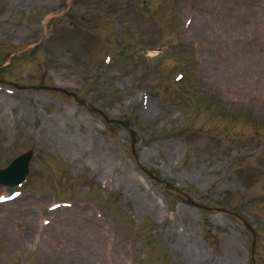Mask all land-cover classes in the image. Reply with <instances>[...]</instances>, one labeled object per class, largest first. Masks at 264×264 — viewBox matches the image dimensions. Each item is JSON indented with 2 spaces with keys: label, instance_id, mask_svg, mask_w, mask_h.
<instances>
[{
  "label": "rangeland",
  "instance_id": "1",
  "mask_svg": "<svg viewBox=\"0 0 264 264\" xmlns=\"http://www.w3.org/2000/svg\"><path fill=\"white\" fill-rule=\"evenodd\" d=\"M263 91L264 0H0V264H264Z\"/></svg>",
  "mask_w": 264,
  "mask_h": 264
},
{
  "label": "water",
  "instance_id": "2",
  "mask_svg": "<svg viewBox=\"0 0 264 264\" xmlns=\"http://www.w3.org/2000/svg\"><path fill=\"white\" fill-rule=\"evenodd\" d=\"M33 88L39 89L38 86H34ZM68 94L72 95L78 103H83V100L75 93L69 92ZM121 124L126 128L129 127L127 121H121ZM31 157L32 151L29 150L14 158L7 167L0 169V184L4 186H12L22 182L29 171V161Z\"/></svg>",
  "mask_w": 264,
  "mask_h": 264
},
{
  "label": "bare ground",
  "instance_id": "3",
  "mask_svg": "<svg viewBox=\"0 0 264 264\" xmlns=\"http://www.w3.org/2000/svg\"><path fill=\"white\" fill-rule=\"evenodd\" d=\"M256 81V80H255ZM252 83H253V81H252ZM255 84V83H254ZM262 94H264V91L262 92ZM262 98V97H261ZM264 101V100H263Z\"/></svg>",
  "mask_w": 264,
  "mask_h": 264
}]
</instances>
